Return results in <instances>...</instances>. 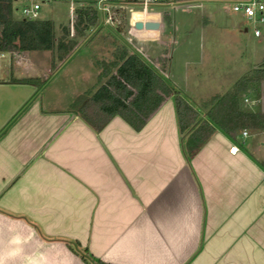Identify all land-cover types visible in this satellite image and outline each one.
Instances as JSON below:
<instances>
[{"label": "crops", "instance_id": "crops-1", "mask_svg": "<svg viewBox=\"0 0 264 264\" xmlns=\"http://www.w3.org/2000/svg\"><path fill=\"white\" fill-rule=\"evenodd\" d=\"M160 27L145 35L158 39ZM190 39H173L168 54H159L167 55L165 69H152L197 112L183 132L172 96L138 130L117 114L98 130L88 125L71 105L83 86L108 75L92 56L83 69L61 67L43 78L33 51L0 61V264H85L81 254L89 263L264 264V156L254 154H263L264 139L253 150L247 141L264 130L242 137V127L229 138L214 126L186 154L187 134L206 114L217 122L222 96L243 75L189 96L169 65L181 47L188 63ZM20 78L38 81H13ZM203 78L190 83L205 85ZM55 82L80 88L54 107ZM245 91L253 93L241 95L245 105L264 113V81Z\"/></svg>", "mask_w": 264, "mask_h": 264}, {"label": "rangeland", "instance_id": "rangeland-1", "mask_svg": "<svg viewBox=\"0 0 264 264\" xmlns=\"http://www.w3.org/2000/svg\"><path fill=\"white\" fill-rule=\"evenodd\" d=\"M170 1L173 2L171 6L167 5L154 9L160 14L159 23L161 24V29L157 32V34L159 33L158 39L157 36L155 38L145 35L149 32H155L157 29L142 30L144 33L140 31L135 36L128 35L126 33L127 23L124 19L117 22L113 27L99 26L90 32L85 27L82 28L81 33H78L72 26V34H70L67 5L62 3L43 5L40 11V19L52 20L55 36L60 34L62 27H66L68 29L66 39L73 40L76 44V49L63 61L57 60L55 52L33 51V53L37 54L35 56H38L36 61L40 67L37 70V74L40 78L49 77L59 68L64 67V69L71 70L75 64H78L77 66L83 65L79 67V69H83L91 56L93 57L92 62L100 69V62L112 60L114 50L119 48H126L128 52H134L142 60L149 63L155 71H157V67L163 70L167 65L168 58L165 57L167 55L163 57L159 54H168L171 45H173L172 40H181L183 34L191 35L192 44H190L191 47L186 54L188 63L187 61L182 62L183 64L181 63V58L179 57L183 51L181 48H188L181 47L177 51H173V58L169 68L170 71L172 70L171 74L177 77L176 81H178L179 86L191 97L195 95V92L204 93L208 88L217 87L218 82L221 79L223 80V77L228 82L227 84H231L241 73L245 74L261 65L264 60V23L258 25L260 36L254 37L251 33V23L245 20L240 12L231 9L233 0ZM11 4L14 5L13 3ZM12 15L15 19L22 20L15 11H12ZM163 16H165V20ZM73 22L74 20L72 25ZM244 27L247 28L246 31L243 30ZM115 28L117 32L114 31ZM160 40L163 41L160 42ZM0 53L1 55L3 54L0 56V61L6 63L9 60L10 64L14 63L15 59L20 56L24 57L26 54L24 51L15 50L0 51ZM40 60L42 63H39ZM9 62H7V67H9ZM25 62L22 59L20 63L23 64ZM187 67L189 68L187 69ZM18 68H21V66H18ZM15 71V73L20 72L17 69ZM183 72L186 73V75L184 74L186 78L181 79L180 76ZM202 76L205 77L203 78L204 80L207 79L209 81L207 84L196 87L191 85L193 82H200L199 80ZM99 83L83 86L82 94L88 96ZM232 86L231 84L230 88ZM79 88L80 85L73 84L64 86L63 90L62 83H53V91L48 93L52 96L50 105L54 107L61 106L68 101L71 91ZM249 92H239L237 98H229L225 105L226 108H220V115L217 116V121L227 122L230 125H240L241 123L233 117L235 115L234 104L236 103L237 110L251 111L252 109L245 105L246 102L241 100V95L243 94L247 97L253 95L252 92L250 94ZM206 116L213 115L211 113L206 114ZM213 117L216 118V116ZM246 131L247 133H252L258 130L246 127ZM259 138L264 139V135L261 134L260 136H253L247 139L248 142L252 143L251 150L258 145L256 143ZM260 150L263 152L264 147H261ZM254 154L256 157L264 156V152L263 154L254 152ZM91 264H94V262H91Z\"/></svg>", "mask_w": 264, "mask_h": 264}, {"label": "trees", "instance_id": "trees-1", "mask_svg": "<svg viewBox=\"0 0 264 264\" xmlns=\"http://www.w3.org/2000/svg\"><path fill=\"white\" fill-rule=\"evenodd\" d=\"M165 20V16H163ZM95 13L87 7L77 9L73 28L81 33L87 25L97 26ZM68 29L62 27L55 36L53 22L50 19L19 20L12 15L11 0H0V51H50L55 52L58 61L65 60L76 49L71 39H66ZM100 75L106 76L88 96L81 94L75 98L71 108L93 129L98 130L112 115H119L134 130L140 129L149 116L159 107L165 98L172 96L173 107L179 132L191 126L197 116L196 110L166 80L158 76L152 68L134 52L126 48L114 50L113 58L100 62ZM113 68V73L109 74ZM21 83H35V78L13 80ZM264 81V60L259 67L243 74L224 94L220 108H226L229 98H237L251 83ZM234 119L240 125L216 122L213 116L199 121L187 134L184 149L191 155L196 147L203 143L217 126L227 137L232 138L242 127L264 130V113L242 111L234 104ZM74 245H77L75 242ZM86 252V250H83ZM85 264L89 263L83 254ZM94 264H109L94 260Z\"/></svg>", "mask_w": 264, "mask_h": 264}, {"label": "built area", "instance_id": "built-area-1", "mask_svg": "<svg viewBox=\"0 0 264 264\" xmlns=\"http://www.w3.org/2000/svg\"><path fill=\"white\" fill-rule=\"evenodd\" d=\"M11 9L22 20L40 19V11L43 5L62 3L67 5L69 32L72 34V21L75 19L77 9L87 7L92 10L98 21L97 26L87 25V31H93L97 27H113L120 20H125L126 33L131 36L138 35L144 28L134 27L135 22H157L159 25L160 14L154 11L157 7L171 6L170 0H11ZM231 9L240 12L243 18L252 25L251 33L254 37L260 36L258 25L264 23V0H233ZM158 28V27H157ZM247 30L246 27L243 29ZM117 32L116 28L114 30ZM241 136L246 137V129H241ZM237 148L230 146L229 152L233 154Z\"/></svg>", "mask_w": 264, "mask_h": 264}, {"label": "water", "instance_id": "water-1", "mask_svg": "<svg viewBox=\"0 0 264 264\" xmlns=\"http://www.w3.org/2000/svg\"><path fill=\"white\" fill-rule=\"evenodd\" d=\"M134 27L137 29L144 28L146 30H156L158 27V23L153 21H146L142 24L141 22L138 21L135 22Z\"/></svg>", "mask_w": 264, "mask_h": 264}]
</instances>
